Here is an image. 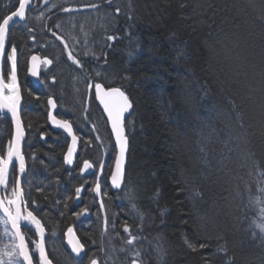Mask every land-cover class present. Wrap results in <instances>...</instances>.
<instances>
[{
  "label": "trees",
  "instance_id": "obj_1",
  "mask_svg": "<svg viewBox=\"0 0 264 264\" xmlns=\"http://www.w3.org/2000/svg\"><path fill=\"white\" fill-rule=\"evenodd\" d=\"M52 1L35 0L25 23L13 26L6 39L7 50L17 48L23 98L27 173L22 187L25 199L40 209L52 262L80 264L63 246L64 232L73 225L86 246L83 264L93 257L100 264H117L124 256L122 261L131 264L137 250L146 264H225L228 257H234L233 264H264V243L253 223L260 222L259 211L248 200L249 189L255 193L264 186L258 184L264 181V0H75L63 8L83 11L59 9L38 20L35 16ZM91 3L98 7H85ZM17 5V0H0V16ZM92 11L103 13V27L86 36L90 44L94 38L96 42L85 56L60 23L69 17L90 18ZM53 32L67 41L69 50L77 49L73 54L82 69L67 59ZM109 35L118 39L109 41ZM101 40L103 46L98 45ZM33 52L53 61L41 70L39 85L27 76ZM8 70L5 58V76ZM88 77L121 87L133 102L125 185L116 192L108 183L115 145L94 97L88 99ZM49 97L56 102V115L71 122L79 139L71 168L64 164L67 137L48 125ZM10 138V122L3 118L0 154ZM84 160L103 161V172L97 167L82 176ZM97 176L100 202L92 193ZM81 185L75 202V188ZM195 189L202 199L192 195ZM125 221L134 231L135 225L143 227V238L133 245L125 243ZM0 229V246L6 248L13 240L3 235L2 223ZM25 231L26 238L36 240L30 229ZM185 237L197 251L186 246ZM201 243L207 246L199 249ZM131 247L135 251L130 256ZM220 247L227 256L217 251Z\"/></svg>",
  "mask_w": 264,
  "mask_h": 264
},
{
  "label": "snow or ice",
  "instance_id": "obj_2",
  "mask_svg": "<svg viewBox=\"0 0 264 264\" xmlns=\"http://www.w3.org/2000/svg\"><path fill=\"white\" fill-rule=\"evenodd\" d=\"M111 4V0H107ZM18 6L14 10H10L7 14L0 16V111L7 110L11 113V119L15 124V134L13 138L8 142L6 153L0 154V212H2V217H0V223L3 225V235H10L13 243L8 250L0 251V264H52V260L49 258L45 243V226L42 223V219L38 218L37 213L40 209L38 206L33 207L36 204L30 198L25 199L23 188L21 187V181L19 174L25 172V159L21 152V141L24 139L25 130L21 122L19 115L20 108V89L17 83V48L12 45L10 50L6 49V39L9 35L10 28L18 24L20 21L26 19V10L32 6L35 7L34 0H17ZM85 7L97 8L98 5L95 3L87 4ZM84 8H63L62 11L65 12H77L83 11ZM116 12L119 13L120 9L117 8ZM131 18V17H129ZM57 27H59L57 25ZM31 31V29H29ZM56 36L57 40H60L63 44L64 49L67 51V59L76 65L77 68H83V63L81 59L77 58L73 54L74 48L69 50V44L62 36H57L55 32L52 33ZM74 39V38H73ZM118 37L109 35L107 40L115 41ZM85 56L88 55L87 52L84 53ZM132 53H129L131 56ZM9 66V70L5 76L3 71V63L5 61ZM32 65L29 69L32 75L36 76L37 69L40 63L50 65L53 63L51 59L44 58L41 61L40 57L33 55L31 57ZM100 73L97 72L96 76L100 77ZM87 79V91L90 93L88 99L91 100L93 97L102 106L103 113L106 116V122L110 125L111 134L115 138V147L118 149L115 155V166L114 170L111 171V184L113 187L119 189L122 185H125V161L126 154L129 150V139L126 134V123L125 119L126 113H130L133 107V102L131 101L129 95L121 88L114 86H106L105 83L99 80H93L91 77ZM48 104L52 108L56 107V102L51 97L48 99ZM87 112V109H85ZM49 117L52 122L60 128H63L71 136V144L67 147V151L64 155V161L66 164H73L74 155L76 153V146L78 142V137L73 133L72 124L69 120L60 119L58 120L55 116L49 113ZM93 130L98 131L96 125L93 124ZM99 141L101 137L96 136ZM202 156L206 159L207 153L204 148L200 149ZM100 172H103L104 164L100 161L98 164L90 162L89 160H84L82 167L80 168L81 174L88 170L97 168ZM95 174V173H93ZM264 176V172L260 174ZM11 176V181H10ZM11 183V188L9 185ZM258 184L264 185V181H259ZM83 190V185L75 188V198L78 200L80 198L81 192ZM97 195L101 193V187L99 183V176H97V183L93 187ZM249 191V205L253 208H257L259 211L260 222L257 223L253 221L255 227L259 229L260 240L264 243V186H258L255 193L251 189ZM156 195H159L157 191ZM192 195L194 197L203 198V193L198 189L193 190ZM131 198V193H130ZM133 208H136L135 203H133ZM67 207V205H65ZM103 202H101V208H103ZM84 212L87 209L83 210ZM82 213H75L79 216ZM139 219H143L142 213H137ZM26 222L23 227L32 226L35 229V234L39 235V240H32L30 237L26 238L24 232H22L21 222ZM104 230L107 231L109 227V219L107 215L104 216ZM113 230L115 229V220L111 221ZM133 225H129L127 221L123 224V232L127 234L125 243L128 245H133L135 241L142 239L143 237L139 235L142 233V225H135V231L133 230ZM64 235L67 237V243L71 248V252L75 254V258L80 259V264H83V257L87 256L86 246L81 240L76 236L74 229L69 226ZM119 235V233H117ZM256 233L253 232V237L255 238ZM29 243L34 245L30 250ZM185 244L192 251H197V245L193 244L191 241L185 237ZM207 245L201 243L199 249L205 248ZM7 247V246H6ZM159 251V247L157 248ZM219 252H224L227 256V251L225 248L220 247L217 249ZM22 257V259H20ZM35 258V260H34ZM234 257H228L225 260V264H233ZM90 264H100L97 258L90 260ZM131 264H146V261L142 259V253L137 250L134 253V258Z\"/></svg>",
  "mask_w": 264,
  "mask_h": 264
},
{
  "label": "rangeland",
  "instance_id": "obj_3",
  "mask_svg": "<svg viewBox=\"0 0 264 264\" xmlns=\"http://www.w3.org/2000/svg\"><path fill=\"white\" fill-rule=\"evenodd\" d=\"M75 0H53L52 3L46 4L45 5V10L42 12L38 13V16H35L38 20L41 18H46L47 15H49V13H51L52 11H58L59 9H63V6L65 4H67L68 2H74ZM79 1V0H78ZM77 2V1H76ZM92 11L91 14L92 16L89 17H77V19L74 17H69L67 18L64 22L60 23V30L67 36V38H69L71 40V43L75 46H77L78 50L80 48V50H83L84 53L87 52L88 55L90 54V52L92 51V46L95 44L96 40L95 38L93 39L94 42L92 44H90L88 38H86L87 35H89V32L93 34V31H95L97 28L99 27H103V23L100 22L102 15L100 13H97ZM107 17V16H106ZM82 22V23H81ZM109 22L108 19L104 20V23ZM74 38V39H73ZM98 42V41H97ZM99 46H103V41L101 40L100 42H98ZM74 47V46H73ZM75 48V47H74ZM75 50H77L75 48ZM87 55V56H88ZM131 120L129 121L128 125L131 127ZM1 231V229H0ZM9 237H11L10 235H7ZM13 242L10 243V246L8 247H0V251H5L8 250ZM55 245H54V252L57 253V255H59L60 251L57 247V241H54ZM133 251H135V249L133 247H131V249H129L128 254L131 256ZM132 258H134V253L132 255ZM118 259V257H117ZM122 260L126 259V256H124L123 258H121ZM119 260L117 264H125L124 261ZM68 262H72V260H68Z\"/></svg>",
  "mask_w": 264,
  "mask_h": 264
},
{
  "label": "water",
  "instance_id": "obj_4",
  "mask_svg": "<svg viewBox=\"0 0 264 264\" xmlns=\"http://www.w3.org/2000/svg\"><path fill=\"white\" fill-rule=\"evenodd\" d=\"M32 6H30L29 8H31ZM29 8L26 10V17H27V14H28V10H29ZM26 20V19H25ZM25 20L24 21H20L19 23L21 24V23H24L25 22ZM12 28V27H11ZM11 28H10V30H11ZM10 32V31H9ZM33 55H35V56H38V57H40L38 54H33ZM32 55V56H33ZM31 56V57H32ZM31 57L29 58V61H28V76H29V78L33 81V83L35 84V85H38L39 83H40V79H39V75H40V67H41V64L42 63H40L39 64V68L37 69V75L36 76H34V75H32V73H31V71L29 70L30 68H31V65H32V61H31ZM40 59H41V61H43V59L44 58H41L40 57ZM51 65V64H50ZM50 65H47V66H50ZM17 83H18V81H17ZM19 85V84H18ZM19 89H20V87H19ZM20 95H21V91H20ZM97 102V104H98V106H99V108L101 109V111L103 112V109H102V106H100L99 105V102L98 101H96ZM48 106H49V111H48V122H49V124H50V126L51 127H53L54 129H56V130H60V131H62L66 136H67V138L69 139V144H68V146L71 144V136L63 129V128H60V127H58L57 125H55L53 122H52V120L50 119V117H49V113H51L53 116H55V108H52L51 107V105H49L48 104ZM21 108H22V97H21V100H20V108H19V115H20V119H21ZM131 113H132V109L130 110V113H126L125 114V116H126V119H125V123H126V120L131 116ZM0 115H4V116H6V117H8L10 120H11V122H12V127H13V131H12V137H11V139L13 138V136H14V134H15V124H14V122L12 121V119H11V113H8L7 112V110H3V111H0ZM105 115V114H104ZM56 117V116H55ZM106 117V116H105ZM57 118V117H56ZM58 120H60L59 118H57ZM21 122H22V120H21ZM22 124H23V122H22ZM109 126V129H110V125H108ZM110 131H111V129H110ZM74 133V132H73ZM127 134V133H126ZM112 137H113V140H114V143H115V138H114V136L112 135ZM25 139H26V137L24 136V139L21 141V152L23 151V145H24V143H25ZM77 151H78V142H77V146H76V153H75V155H74V160H73V164H74V162H75V157H76V155H77ZM117 151H118V149H116V153H117ZM22 154H23V152H22ZM24 156V155H23ZM126 157H127V154H126ZM24 159H25V157H24ZM65 162V161H64ZM125 163H126V161H125ZM73 164H71V165H68V164H66L65 163V165L67 166V167H71ZM25 166H26V168H25V172L23 173V174H17V175H19V177H20V181H21V185H22V180H23V178H24V176H25V174H26V172H27V164H26V161H25ZM114 166H115V158H114V164H113V168H112V170H114ZM82 167V166H81ZM93 170V169H92ZM92 170H88V171H86V172H84L82 175H86V174H89ZM110 176H111V174H110ZM109 185H110V187H111V189L113 190V191H117V190H119V189H117V188H115V187H113L112 186V184H111V179H110V177H109ZM94 192V191H93ZM94 194H95V196L96 197H99V195H97L95 192H94ZM77 200V199H76ZM2 213V212H1ZM26 222H21V225H22V227H23V225L25 224ZM30 228H33L34 229V227H32V226H29ZM72 227V226H71ZM73 228V227H72ZM74 229V228H73ZM22 230V229H21ZM35 230V229H34ZM67 231V230H66ZM66 231H65V233H66ZM74 232H75V230H74ZM76 234V233H75ZM77 236V235H76ZM46 237H47V232L45 231V237H44V243H45V239H46ZM38 240H39V235H38ZM64 246L66 247V249L72 254V255H74L75 256V254L74 253H72L71 252V248H70V246L68 245V243H67V237L64 235ZM46 248V247H45ZM46 252H47V250H46ZM82 255V257L84 256V254H81ZM20 259H22V257L20 258ZM53 264V263H52Z\"/></svg>",
  "mask_w": 264,
  "mask_h": 264
},
{
  "label": "flooded vegetation",
  "instance_id": "obj_5",
  "mask_svg": "<svg viewBox=\"0 0 264 264\" xmlns=\"http://www.w3.org/2000/svg\"><path fill=\"white\" fill-rule=\"evenodd\" d=\"M51 67V66H50ZM22 107H23V98H22ZM22 113V112H21ZM3 118H7V117H4V116H1L0 117V120H2ZM21 118H22V115H21ZM8 119V118H7ZM9 120V119H8ZM9 122H10V120H9ZM22 122H23V120H22ZM48 125L50 126V124H49V122H48ZM10 126H11V122H10ZM23 126H24V123H23ZM51 127V126H50ZM53 130H55V131H59V130H56V129H54L53 127H51ZM26 229H30L31 230V233L33 232V234L35 235V239L37 238L36 237V234H35V231L32 229V228H30V227H22V232H24V234H25V236H26ZM46 229V228H45ZM47 231V230H46ZM48 232V231H47ZM49 234V233H48ZM48 238H49V235H48ZM47 238V239H48ZM47 241V240H46ZM47 245V244H46Z\"/></svg>",
  "mask_w": 264,
  "mask_h": 264
},
{
  "label": "bare ground",
  "instance_id": "obj_6",
  "mask_svg": "<svg viewBox=\"0 0 264 264\" xmlns=\"http://www.w3.org/2000/svg\"><path fill=\"white\" fill-rule=\"evenodd\" d=\"M20 24V23H19Z\"/></svg>",
  "mask_w": 264,
  "mask_h": 264
}]
</instances>
